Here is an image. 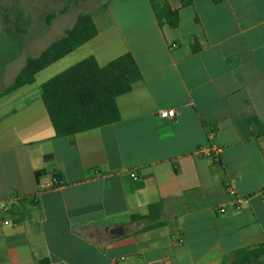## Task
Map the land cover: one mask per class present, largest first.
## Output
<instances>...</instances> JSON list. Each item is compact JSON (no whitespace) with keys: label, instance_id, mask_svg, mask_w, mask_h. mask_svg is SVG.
<instances>
[{"label":"crops","instance_id":"crops-1","mask_svg":"<svg viewBox=\"0 0 264 264\" xmlns=\"http://www.w3.org/2000/svg\"><path fill=\"white\" fill-rule=\"evenodd\" d=\"M115 1L92 9L94 39L0 97V264H221L264 244V0H168L176 29L151 0ZM69 10L23 42L32 56L0 53V93L65 34ZM5 27L0 10V37ZM127 53L142 79L117 99L120 120L57 137L43 84ZM161 202L160 226L133 221Z\"/></svg>","mask_w":264,"mask_h":264},{"label":"trees","instance_id":"trees-1","mask_svg":"<svg viewBox=\"0 0 264 264\" xmlns=\"http://www.w3.org/2000/svg\"><path fill=\"white\" fill-rule=\"evenodd\" d=\"M195 1L182 0L181 5L187 7ZM223 1L214 0L216 3ZM151 4L161 26L170 29L179 27V10L173 9L168 0H151ZM51 19L53 15L48 17L47 25H50ZM98 33L91 14L79 15L62 37L51 43L37 57L28 59L15 81L0 93V97L34 83L39 72L94 39ZM141 79V72L133 55L127 53L103 67L95 57H88L44 83L42 99L56 136L70 137L118 122L121 114L117 99L131 92ZM162 211V202L153 204L149 207L147 217L133 216L132 219L156 222L145 228L149 230L161 225L157 221ZM263 257L264 244L256 248L237 250L226 256L221 264H259ZM39 264H50V261L41 260Z\"/></svg>","mask_w":264,"mask_h":264},{"label":"rangeland","instance_id":"rangeland-1","mask_svg":"<svg viewBox=\"0 0 264 264\" xmlns=\"http://www.w3.org/2000/svg\"><path fill=\"white\" fill-rule=\"evenodd\" d=\"M55 6L52 8H44V5L37 0H0V10L5 17L6 27L5 31L0 37V53L12 55L18 51H24L28 56H32L38 51L37 48L33 50L31 47H26L23 43L29 40L36 32L46 29L44 26V17L57 13L63 8H70L68 21L65 26L70 28L75 23L77 17L81 14L94 12V8L100 5L103 0H51ZM117 0L115 2H118ZM9 20V21H8ZM61 32L53 31L49 34L42 45L48 44L59 37ZM42 46V47H43ZM3 56H0V61ZM259 264H264V257L259 261Z\"/></svg>","mask_w":264,"mask_h":264},{"label":"built area","instance_id":"built-area-1","mask_svg":"<svg viewBox=\"0 0 264 264\" xmlns=\"http://www.w3.org/2000/svg\"><path fill=\"white\" fill-rule=\"evenodd\" d=\"M172 47H173V48H176L177 46L174 44ZM176 113H177V111H176L175 108H167V109H164L163 111H161V113H160V117H161L162 119H169V120H170V119L175 118ZM199 151H200V153H208V152H209L208 150H206V149H204V148L201 149V150H199ZM131 177H132L133 180H135V181L138 180V176H137L135 173H132V174H131ZM54 181H55V184H58V183H59L57 180H54ZM227 190H228L229 192H232V191H233L232 187H229ZM241 207H242V200H238L237 203H236L235 208H236L237 210H240ZM220 212H221V213H225V212H226V209H221ZM5 224H6V225L13 224V221H12L11 219H10V220H7V221H5ZM178 240H179V242H183V238H182L181 236H178ZM123 261H124V258H121L120 263L122 264Z\"/></svg>","mask_w":264,"mask_h":264}]
</instances>
